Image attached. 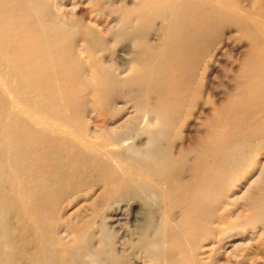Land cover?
I'll use <instances>...</instances> for the list:
<instances>
[{
    "label": "bare ground",
    "instance_id": "bare-ground-1",
    "mask_svg": "<svg viewBox=\"0 0 264 264\" xmlns=\"http://www.w3.org/2000/svg\"><path fill=\"white\" fill-rule=\"evenodd\" d=\"M78 1L83 0H0V96L7 89L32 116L9 123L0 112V174H15L26 206L11 209L26 212L32 221L26 233L39 239L36 244L26 236V263L94 264L85 256L97 238L93 220L60 215L63 201L73 196L91 205L101 200L99 208L107 213L140 199L152 217V201L161 199L169 264H212L199 261L195 241L209 230L206 212L214 210L205 190L220 170L264 156V64L247 75L233 106H224L222 131L218 108L204 134L176 158L175 132L196 97L195 78L220 6L209 8V0H87L120 14L101 30L91 21L70 30ZM156 21L168 23L161 43L153 44ZM121 46L130 50L128 62L117 53ZM245 149L249 155L242 154ZM246 206L249 214L223 229L218 245L226 237L251 240L239 235L248 225L263 229L264 198ZM177 210L181 220L173 225ZM4 217L8 228L11 216ZM4 231L0 227V262L10 235ZM106 231L105 245L113 235ZM49 243L62 248L59 263L50 257ZM207 253L210 259V249Z\"/></svg>",
    "mask_w": 264,
    "mask_h": 264
},
{
    "label": "rangeland",
    "instance_id": "rangeland-1",
    "mask_svg": "<svg viewBox=\"0 0 264 264\" xmlns=\"http://www.w3.org/2000/svg\"><path fill=\"white\" fill-rule=\"evenodd\" d=\"M64 1L67 2L68 0ZM216 1L209 0V8L215 4L220 6V14L216 15L218 23L208 35L206 55L201 71L195 78L197 83L196 97L188 111L180 115L182 126L175 132L176 139L172 153L176 158L182 148L191 146L198 135L204 134L207 130V124H212L214 118L217 117L218 108H220L221 118L220 132L222 131V122L225 119L224 106L228 103L227 106H233L239 99L236 96L242 92L247 75L250 74L251 70L258 69L264 64V0H220V4H217ZM76 6L75 18L77 23L70 25V30L79 22L88 23L89 21L94 24L97 23V28L101 30L108 21L112 24L115 23V18L120 14L113 11L115 10L114 7L100 5L98 9V6L89 3L87 0H83ZM167 23L156 21L155 30L150 35V41L153 44L161 43L163 34L160 32H163ZM124 47H119L117 53L123 55L122 61L128 62L130 50ZM0 107L1 117L9 123L16 121L17 118L27 122L32 117L29 113L27 114L26 107L18 105L7 89H4V93L1 92ZM65 114L70 115L69 112H65ZM26 119L28 120L26 121ZM243 151V155H249L251 152L248 149ZM256 161L263 164L264 156L258 155L243 165H235L234 167L229 165L224 171L217 172L216 170L217 173L212 174L213 176L209 178L205 190L209 198L206 204L213 207L214 210L206 212L208 213L206 216L209 221L207 225L209 230H205L195 240L198 245L196 248H198V255L200 256L199 261L206 262L208 260L207 262H212V264H222L223 262L224 264H264V232L261 233L264 226L263 229H259L255 225H248L244 230L240 229L239 235L252 236L251 240L238 236L234 237L235 239L233 237L223 238L220 245L217 242V238L223 229L232 227L236 221L239 223L249 214V207L246 206L248 200L253 198L258 201L264 198V169L262 171V164L255 166L254 162L256 163ZM1 168L2 162L0 170ZM4 174L5 176H3ZM15 177V174L10 171L0 174V227L3 231L6 229L9 231L6 236L10 234L8 235L9 239L1 246L6 257L0 264L13 263L14 261L16 264H27L28 254L24 251L26 236L32 237L36 244L39 243V239L33 234L26 233L27 223L28 225L32 224V221L27 220L26 212L22 211V215L20 211L14 212L11 209L13 205H17L18 208L26 206L23 201L24 196L17 191L20 185L13 182ZM234 196L235 198H233ZM236 198H240L239 202ZM135 200L122 203L108 213L104 212L101 207L99 208L101 200L91 205L89 202L77 200L71 196L63 201L60 206L62 217H71L72 221L93 220L91 223L92 232L97 238L91 251L85 252L88 263L93 261L94 264H169L166 259L168 245L165 241L166 228L164 227V223L168 222V217H166L164 202L161 199L152 201L151 207L155 212L152 217V214L147 213L142 207L141 200ZM98 202L99 204H97ZM236 211L241 213L240 216L235 214ZM5 215L6 218L11 216L9 217L10 229L7 228L6 224L1 223L5 219ZM105 215L110 219H106L104 222ZM180 220L181 212L177 210L173 225H176ZM150 221H153L152 224ZM155 222L156 224H154ZM4 227L6 228L4 229ZM145 227L147 228L145 229ZM104 229L109 230L110 236L113 234L106 245L104 244L106 241L104 243L102 241L104 233L107 232ZM175 232L177 231L175 230ZM155 239L156 242L159 239L157 244L154 242ZM110 243L112 245H109ZM32 244L34 246V243ZM149 245L152 248L156 246V248L152 249ZM200 246L203 248L199 249ZM47 249L50 257L59 263L60 257L56 254L62 252V248L59 245L49 243ZM209 249L211 258L205 259ZM151 251L156 253V257L150 255ZM176 257L180 258L177 255Z\"/></svg>",
    "mask_w": 264,
    "mask_h": 264
}]
</instances>
